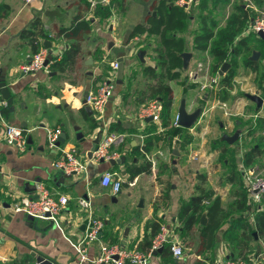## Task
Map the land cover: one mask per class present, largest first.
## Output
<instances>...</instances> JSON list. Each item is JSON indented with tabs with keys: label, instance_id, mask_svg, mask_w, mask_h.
<instances>
[{
	"label": "crops",
	"instance_id": "1",
	"mask_svg": "<svg viewBox=\"0 0 264 264\" xmlns=\"http://www.w3.org/2000/svg\"><path fill=\"white\" fill-rule=\"evenodd\" d=\"M112 1L115 12L104 20L101 14H97V8L106 9ZM112 1L110 5L92 8L89 6L90 0H0V82L7 84L13 97L12 106L7 102L8 107L3 110V115L9 124L29 132L26 149L21 151L5 142L4 126L0 120V264H36L37 256H43L55 264H80L71 242L77 243L82 238L86 230L82 227L90 214L101 219L104 224L99 241L89 248L90 257H95L104 244H119L128 250L148 253L150 249L144 251V246L146 241L151 240L153 227L158 224L161 229L167 227L172 236L181 240L183 245V241L187 239L190 246H184V257L181 259H175L166 247L170 252L168 257H162L164 252L157 256L153 254L148 264H214L216 256L223 249L230 257L246 259L248 255H245L244 250L230 253L224 243L221 248L215 243L217 247L214 246L212 250L201 251L199 226L189 235L182 234L180 211L183 204L197 195L196 187L200 183L198 177L207 174L198 170L193 174L188 173L186 158L181 155L193 143V134L189 132L196 126L191 129L174 126L182 100L186 98V105L189 106L186 95L188 91L192 92V99L196 89L181 84L184 66L180 79L165 82L174 93L170 125L164 127L161 124L156 129L152 121L139 120V109L149 101L144 99L142 92L151 83L144 76L143 70L157 67L156 54L154 57L151 53L154 52L152 48L160 47V42L159 38L147 35L136 36L129 43L127 41L137 26L145 24L150 15L157 17L154 5L159 4L160 0H130L131 3L124 0V13H120L117 7L119 0ZM179 1H176V5ZM185 1H191L184 6L190 16L187 25L197 17L200 21L199 30L194 32L195 39L201 28L199 5L202 0ZM138 2L142 5H134ZM236 4L243 6L247 19L255 16L256 10L264 11V6L258 5L255 0H232L226 5L233 8ZM192 5H195L194 11H190ZM120 17L137 20L131 24L130 33L124 41H120L118 37ZM36 20H39V24L34 27ZM188 29L187 27L185 32L179 34L185 40V53L189 51ZM24 31L39 37V51L48 50L52 59L47 69L29 74L23 72V67L39 52L33 46L32 36L23 35ZM241 38L256 39L264 46V41L256 36L240 35L239 39ZM46 42L51 43V49L45 47ZM134 43L139 46L133 61L126 48ZM123 45L126 47L123 48ZM74 49H78L76 64L65 72L53 70L55 61L63 60ZM141 51L146 52L144 63L138 58ZM121 56L125 57L123 85H118L116 80L117 96L110 100L111 105L107 107L105 117L100 119L92 108L87 111L89 105L85 104L86 98L107 79L111 64L118 62ZM132 61L136 62V69L138 68L135 73ZM207 76L209 73L201 77V74L192 72L191 83L200 87ZM176 89H179L180 95ZM259 111L257 106V112ZM45 128H61L67 134L66 141L58 145L59 149H50ZM169 128L175 130L182 141L176 138L167 149L179 153L174 159L163 156L152 162L150 159L153 151L168 144L163 136ZM107 133L123 136V143L117 145L121 155L117 160L125 159L124 164L111 163L117 160L96 162L88 157L92 142L98 137L100 141ZM79 134L86 139L83 145L77 140ZM146 146L150 148L149 152H145ZM63 150L75 151L87 166L84 180L75 177L65 179V173L56 168ZM158 151L162 156L161 150ZM145 166L150 167L148 173L133 176L137 168ZM239 166L242 177L244 169L252 170V166ZM107 173L114 174L123 181L122 190L117 196L112 195L110 189L101 186L102 177ZM229 176L230 174L226 181L230 185V194L236 183L231 182ZM37 183H43L56 197H68L69 204L61 219L63 231L52 222L38 219L31 221L25 214L14 215L8 210L13 201L10 194L31 195L36 198ZM211 190L216 193L213 187ZM216 196L221 198V205L224 207L223 198L217 194ZM82 200L89 203L90 208H83L80 204ZM247 200L249 205L254 203L248 194ZM257 204L256 212L259 214L264 208L261 203Z\"/></svg>",
	"mask_w": 264,
	"mask_h": 264
},
{
	"label": "rangeland",
	"instance_id": "2",
	"mask_svg": "<svg viewBox=\"0 0 264 264\" xmlns=\"http://www.w3.org/2000/svg\"><path fill=\"white\" fill-rule=\"evenodd\" d=\"M128 1L131 3L130 0ZM134 5L139 6L142 5V3L138 2V4L136 3ZM194 6L191 9L189 8L190 11H194ZM233 8L232 6L230 7L223 4V6H220L216 10L214 16L220 27L225 26ZM137 10H140V8H137ZM112 12H115L114 5ZM195 15L196 13L194 12V16ZM136 21L137 20L133 18L120 17L118 26V37L120 41L126 40L130 33L131 24L135 23ZM199 22V18L197 17L188 24L189 29L187 31V36L189 38V51L187 54L189 55V59L185 64V69L183 70L184 72H182V74L184 73V79H182L181 84L185 87L189 86L192 89H196V91L193 92L192 96L194 97L192 99L190 98L192 92L188 91V94L186 95L188 97L187 104L189 105L190 103V105L187 106L188 113H193L197 109H201L202 115L197 122L198 124L196 123L194 125L196 126L195 129L189 132L193 134V143L188 148H186L185 151L181 152V155L183 158H186L185 162L188 165L186 171L188 173L191 172L192 174L195 173V170H198L201 173H207L205 174L208 177V183L206 184V187L210 189L213 187L216 191V194L220 195L224 200V207H222L220 222L217 224L218 229L214 232L215 243L217 245L219 244L220 248L224 243L228 246L229 252H232L233 254L240 252L238 249V244L241 243L240 247L248 245V248L244 250L245 255H257V253H259L258 256H260V262L264 264V234L258 236L256 233L255 236V233L253 232L255 219L258 214L256 212L258 204L252 203V211H250V214L239 213V209L237 210L238 207L234 206L239 205L240 207L243 197L244 195H247V192L243 187L236 184L235 188H233L229 194L228 187L230 185H228L226 181V177L232 170L240 169L239 165L242 164V156L246 153V151H249L253 146L258 144L264 147L263 133L260 134L257 132L252 136V138L248 137V130L254 125V122L258 119L264 120V103L262 107L259 108L260 111L257 112V105L249 99V96H259L262 99L263 97L258 91V87L256 85V75L250 69L244 66V58L248 56L246 53L236 59L238 68L236 77L234 79L233 89L227 91L224 94V96L227 97V101L223 102L220 98V90L218 87H213L205 91L202 90L203 83L209 84L212 77L219 76L220 78V75L218 73V75L212 76L215 60L209 55V53L197 52L193 50L194 32L196 29H198ZM102 26L104 27L105 24H102ZM138 46L139 45L133 46L129 44L126 48H131L130 51L128 50V53L130 54V58L133 61L136 54L135 51ZM125 47L126 46L123 45V48ZM147 49L150 52L151 49ZM153 49H156V47L152 48V50ZM250 49L251 51L252 49L254 50L253 54L254 52L260 54L258 59L259 61L261 59L262 53L264 52V46L262 43L256 39L250 38ZM115 51H117V49H115ZM151 54L155 57V52H152ZM227 63L231 65V67L228 68V73L232 69L233 63L231 61ZM261 63L264 65V60ZM200 65H202V70H200ZM132 67L133 70L136 69V62L132 63ZM206 69L210 70L207 79H203L200 87L199 85H193L190 78L191 73H199L202 77L207 75L206 71H204ZM220 70L221 68H219V71ZM137 71L138 68L136 71H134V73ZM134 73L132 75H134ZM117 87L118 86L115 83L113 96H117ZM176 92L178 95H180L179 89H176ZM110 105V102L106 104L102 118L105 117L107 107H110ZM256 116L259 118H256ZM152 124L156 127V129H159V125L157 123L153 122ZM257 126H259V123ZM237 132L240 134L239 140L232 145L225 142L228 144L229 153L223 154L224 147H221V145L223 146L224 144V141L222 140L223 136L228 135L233 137ZM176 138L182 141V139L176 135L175 130H171L169 128L163 136L164 141L168 142V144L162 149L157 147L152 153L153 156L151 160L156 162V160L163 156L174 159L177 156L178 151L175 152V150H168L167 148L174 143ZM158 150H161L162 156L159 154L160 151ZM176 150H178V146L176 147ZM224 161H226V163H224ZM252 170L256 174L264 175V156L258 157L256 159L254 165L252 166ZM84 179L85 178H83V180ZM261 205L264 208V197ZM239 223H241V225H239ZM186 240L183 241L185 244L184 246H190V243H187ZM219 254L220 257L218 258L217 264H223L226 255L223 254L222 250L219 251Z\"/></svg>",
	"mask_w": 264,
	"mask_h": 264
},
{
	"label": "trees",
	"instance_id": "3",
	"mask_svg": "<svg viewBox=\"0 0 264 264\" xmlns=\"http://www.w3.org/2000/svg\"><path fill=\"white\" fill-rule=\"evenodd\" d=\"M177 0H160L159 4H155L154 7L157 11V17L150 15L143 25H138L135 32L128 37V43L136 36H149L159 38L160 47L154 49L157 60V67H147L143 70L144 76L151 82L146 89L142 92L144 99L153 100L160 99L163 105L162 111V125L168 127L172 120V111L174 105V93L172 88L165 82H172L181 78V71L185 66L183 55L185 53V40L179 35L187 30V22L190 18L184 7L176 5ZM232 0H202L199 9L201 10V28L195 35L194 47L195 50L200 52H208L209 55L215 60L213 66V75L216 76L225 63L232 62V69L219 79V95L223 102L227 101V97L224 94L233 89L234 79L238 68L237 58L246 53L248 56L244 58V66L250 69L256 75V85L258 91L261 93L264 99V52L261 59L258 62L251 61L250 57L253 54V49H250V39H239L242 31L246 26L247 14L242 5H234L233 12L229 16L226 25L220 27L219 23L215 19L214 13L221 5L229 4ZM255 2L264 6V0H255ZM112 1L111 5L103 8H97V14L102 15V19H109L112 15ZM91 6V4L89 5ZM120 13L126 11L124 0H119L117 4ZM39 24V20H36L33 26ZM24 34H29L33 39V46L36 52L39 51L40 43L39 37H35L33 33L24 31ZM42 38V37H41ZM44 38V37H43ZM239 39V40H238ZM238 40V41H237ZM78 49L66 54L65 58L61 61H55L53 64V70L65 72L67 69L73 67L76 64V56ZM126 97V96H125ZM256 125H253L248 132V137L253 136L256 132L264 133V120H257ZM259 123V126L257 124ZM179 129H183L178 127ZM223 154L229 153L228 144L224 142ZM145 152H149L150 148L145 147ZM264 155V147L260 144L253 146L247 151L242 158V165L246 168L254 165L256 159ZM224 156V155H223ZM225 163V161H224ZM149 166L137 168L133 176H138L142 173L149 172ZM199 185L196 187L197 195L190 201L183 204V207L179 214V221L182 224V234L189 235L191 231L199 226L201 237V251L212 250L215 246L214 232L218 229V222H220V215L222 212L221 198L216 196V193L207 188L208 183L207 175H200ZM229 180L244 188V181L242 177V171L234 170L230 173ZM245 189V188H244ZM246 190V189H245ZM237 206V205H236ZM239 213H249L251 205L247 200V195H244L242 204L237 206ZM203 215L207 216L208 224L201 225V218ZM240 222V221H239ZM238 224V223H237ZM244 224V223H243ZM242 224V225H243ZM241 225V223H239ZM161 229L160 225L153 227V234L151 240L146 241L144 251H148L151 247L153 239L158 235ZM254 233L259 235L264 234V210L257 214L255 219ZM241 244V243H240ZM239 250H245L248 245L240 247ZM169 250L164 249L162 257H168ZM248 255L247 260H250ZM257 255L254 256H258Z\"/></svg>",
	"mask_w": 264,
	"mask_h": 264
},
{
	"label": "built area",
	"instance_id": "4",
	"mask_svg": "<svg viewBox=\"0 0 264 264\" xmlns=\"http://www.w3.org/2000/svg\"><path fill=\"white\" fill-rule=\"evenodd\" d=\"M111 1L112 0H90V4L92 8H96L99 5H110ZM190 2L191 1L186 2L185 0H180L178 5L184 7L185 5H189ZM261 33L264 35V11L256 10L255 16L247 19L246 27L242 31L241 35L242 37L256 36L261 38ZM48 57V50L41 49L32 56L30 63L23 67V72L25 74H29L47 69L48 67L45 66V62ZM199 67L200 70H202V65ZM118 69L119 63H112L107 79L95 92L90 93L86 98L87 104L97 113L100 119H102L106 104L114 97L113 91L115 89ZM208 73L209 69H206V74ZM219 79V76L212 77L209 84H202V90L205 91L213 87H217ZM7 107V101L2 97L0 92V120L4 126V140L8 145L24 151L27 146V134L29 132L28 130L11 125L6 121L3 115V110ZM162 111V102L157 99L151 100L139 109L138 118L142 122H145L147 119L152 117V123L154 122L161 125ZM178 121L179 117L177 116L174 122L176 127H178ZM45 129L47 133V143L50 149H59L58 143L63 134L62 129ZM121 143H123L122 135H116L114 133L105 134V136L99 141L95 151L92 153V159L96 162L120 159L121 155L117 150V145H120ZM151 161L153 162V160ZM55 166L58 170L67 175L74 174L73 177L76 179H82L87 171V166L78 158L75 151L65 152L63 150L62 157L58 160ZM243 174L244 188L246 189L249 198L256 204L261 203L264 197V175L256 174L253 170L249 169H244ZM101 186L103 188L110 189L112 195L117 196L122 190L123 181L120 177L107 173L102 177ZM35 194L37 195V198H34L31 195L22 196L16 193L10 194L9 196L13 198L12 203L8 207L10 213L14 215L25 214L28 217H33L34 219L52 222L63 231L61 219L64 211L67 209V205L69 204L68 197L54 196L43 183L36 184ZM80 204L83 208H90L89 203L86 201L82 200ZM103 229V221L99 218L93 217V214H90L88 224L82 238L77 243L71 242L73 248L79 256L80 264H148L149 259L153 256L155 251L162 248L165 249L166 247L169 248L175 259H181L184 256V245L182 241L178 238L176 239L175 236L173 237L171 231L167 227H162L159 234L153 239L148 253L137 250H128L119 244H104L100 246V251L95 257H90L89 248L93 245V243L99 241ZM222 252L226 255L223 264H261L260 256L252 255L250 256V260H247L241 257H230L229 254L225 252V249H223ZM219 257L220 254L216 256L214 264H217Z\"/></svg>",
	"mask_w": 264,
	"mask_h": 264
},
{
	"label": "water",
	"instance_id": "5",
	"mask_svg": "<svg viewBox=\"0 0 264 264\" xmlns=\"http://www.w3.org/2000/svg\"><path fill=\"white\" fill-rule=\"evenodd\" d=\"M154 16H156V14H154ZM260 37H261L262 40L264 39V35L262 33L260 34ZM137 45H138V43H134L133 44V46H137ZM45 47L47 49H51V43L46 42L45 43ZM128 50L130 51L131 48L128 49ZM145 55H146V52L145 51H141L138 54V58L141 60L142 63H144V57H145ZM124 56H121L119 58V60H118V63H119V69L117 71V83H118V85H123L124 65H125V57ZM188 56L189 55L187 53H185L183 55V58H184L185 61H187ZM259 57H260V54L254 52V54L250 58V60L257 62L258 59H259ZM51 59H52V57L49 56L48 59H47V61L45 62V66L46 67L50 63V60ZM230 67H231L230 64L225 63L221 67V70L219 71V75L220 76L225 75L227 73V71H228V68H230ZM0 92L2 94V97L9 103L10 106H12V104H13V97L11 95V91H10L9 87L7 86V84L5 82H0ZM113 99H114V97L111 98V100H113ZM249 99L251 101H253L254 103H256L257 106H258V108H261L262 105H263V103H264V100L261 97H259V96H249ZM85 104H87V102ZM86 109H87V111H91V107L90 106L87 107ZM201 115H202L201 109H197L193 113H188V111H187V105H186V98H184L182 100V102H181V105H180V108H179V112H178V117H179L178 125H179V127L184 128V129H191L199 121V118L201 117ZM147 121L148 122H151V121H153V118L151 117V118L147 119ZM239 138H240V134H239V132H237L233 137H230L228 135L223 136L222 140L224 142H227L228 144L232 145V144L236 143L239 140ZM66 139H67V134L64 132L62 134V136L60 137V139H59L58 145H61L62 143H64L66 141ZM77 140H78V142L81 145H83L86 142V139L83 137L82 134H79L78 135ZM98 143H99V137L96 138L92 142V147H91V149L89 151V155H88V157L90 159L92 158V153L95 151ZM101 162H103V161H101ZM111 163L113 165H115V164H124L125 163V159L117 160V161H112ZM73 175L74 174H71V175L64 174L63 176H64L65 179H73ZM29 219L31 221L34 220L33 217H29ZM87 224H88V220L83 224L82 229H85L86 226H87ZM206 224H207V216L206 215H203L202 218H201V225L205 226ZM254 235L256 236V233ZM163 251H164L163 248L160 249V250H158V251H155L154 252V255L157 256L159 254H162ZM36 264H55V263H53L49 259H46L43 256H37Z\"/></svg>",
	"mask_w": 264,
	"mask_h": 264
}]
</instances>
